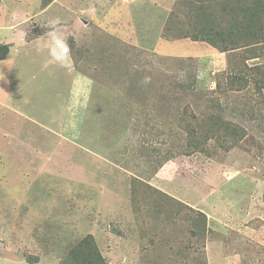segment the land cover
<instances>
[{
	"label": "rangeland",
	"instance_id": "1",
	"mask_svg": "<svg viewBox=\"0 0 264 264\" xmlns=\"http://www.w3.org/2000/svg\"><path fill=\"white\" fill-rule=\"evenodd\" d=\"M175 2L0 0V264H74L88 235L107 264H264V91L230 82L264 55L210 52L193 20L166 40ZM57 17L68 68L46 52ZM210 114L245 132L229 152H193Z\"/></svg>",
	"mask_w": 264,
	"mask_h": 264
},
{
	"label": "trees",
	"instance_id": "2",
	"mask_svg": "<svg viewBox=\"0 0 264 264\" xmlns=\"http://www.w3.org/2000/svg\"><path fill=\"white\" fill-rule=\"evenodd\" d=\"M54 0H43L44 8L51 5ZM193 20L196 33L190 38L195 41L206 42L220 52L231 50H247L246 59H260L264 55V0H176L169 14V23L166 24L163 36L166 40H179L188 38L183 31L182 22ZM9 45H0V61L8 54ZM231 89L236 92L245 91L251 82L256 92L264 91V64L250 68L248 73L244 69L238 70L230 79ZM210 127H203L201 137H196L192 129L190 144L194 151H202L205 155H212L206 150L205 144L214 141L221 149L229 152L245 137V132H238L232 122L223 120L216 114L208 116ZM232 124V125H231ZM236 137V138H235ZM196 138V139H193ZM235 138V139H234ZM159 191V190H156ZM159 193V192H158ZM182 208L185 207L180 204ZM264 201V194H263ZM158 209L162 200H158ZM187 218L191 223V235L198 240L206 239L209 232L205 213L187 206ZM74 264H107L99 252L98 245L92 235L80 240L71 250ZM31 260L35 264L38 258Z\"/></svg>",
	"mask_w": 264,
	"mask_h": 264
},
{
	"label": "clouds",
	"instance_id": "3",
	"mask_svg": "<svg viewBox=\"0 0 264 264\" xmlns=\"http://www.w3.org/2000/svg\"><path fill=\"white\" fill-rule=\"evenodd\" d=\"M61 20L59 17L51 19L47 24L46 32V52L48 58L62 68L70 66L71 46L68 38L60 30ZM145 83L149 82V78H145Z\"/></svg>",
	"mask_w": 264,
	"mask_h": 264
},
{
	"label": "crops",
	"instance_id": "4",
	"mask_svg": "<svg viewBox=\"0 0 264 264\" xmlns=\"http://www.w3.org/2000/svg\"><path fill=\"white\" fill-rule=\"evenodd\" d=\"M205 44H207V45L209 46V47H207V48L210 50V52H213V48L211 47V45H209L208 43H205ZM205 47H206V46H205ZM207 48H206V49H207ZM208 49H207V51H209ZM231 51H234V50H231ZM224 53H226V52H224Z\"/></svg>",
	"mask_w": 264,
	"mask_h": 264
}]
</instances>
